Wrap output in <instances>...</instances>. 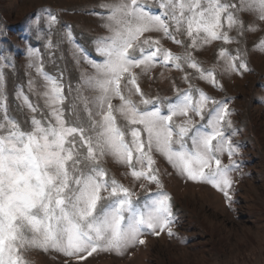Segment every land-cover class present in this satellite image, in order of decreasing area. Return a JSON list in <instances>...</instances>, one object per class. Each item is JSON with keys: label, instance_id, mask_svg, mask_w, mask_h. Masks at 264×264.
Masks as SVG:
<instances>
[{"label": "snow or ice", "instance_id": "obj_1", "mask_svg": "<svg viewBox=\"0 0 264 264\" xmlns=\"http://www.w3.org/2000/svg\"><path fill=\"white\" fill-rule=\"evenodd\" d=\"M102 7L108 10L104 27L110 35L96 41L102 61L88 60L94 71L83 86L92 95L79 97L86 121L65 117L63 87L42 68L37 71L45 82L47 121L33 116L22 127L8 115L0 92V264H29L25 253L30 250L76 259L97 251L123 254L143 245L147 231L173 235L171 197L157 191L142 202L134 200L133 191L102 166L105 157L127 166L135 180L162 189L153 167V153H159L179 174L210 184L231 200L229 173L238 167L231 158L238 149L225 136V125L231 127L227 104L197 89L198 97L178 91L166 106H157L145 97L134 69L146 74L157 63L176 69L186 64L216 85V69L202 68L188 48L213 40L231 43L229 31L244 29L240 13L264 21V0H159L158 13L141 0H116ZM48 18L50 25L57 22L50 12ZM153 32L184 46V53L174 54L159 39L145 36ZM179 35L191 43L185 45ZM258 47L264 49V40ZM219 55L225 71L248 70L239 54L221 49ZM2 82L0 73V86ZM23 100L32 113L38 112L27 96ZM193 116L203 123L197 125ZM225 152L230 166H222L219 158Z\"/></svg>", "mask_w": 264, "mask_h": 264}, {"label": "rangeland", "instance_id": "obj_2", "mask_svg": "<svg viewBox=\"0 0 264 264\" xmlns=\"http://www.w3.org/2000/svg\"><path fill=\"white\" fill-rule=\"evenodd\" d=\"M114 2L116 0H0V73L3 75L0 92L6 98L3 103L7 105L8 115L22 127L27 128L33 116L45 121L49 118L43 96L45 82L37 68H42L62 85L65 117L87 120L79 97L92 95L83 86L84 79L94 71L88 60L101 62L103 59L96 51V41L110 33L104 27L108 10L102 5ZM141 3L154 13L162 11L159 0H141ZM49 12L57 17L55 24L50 25ZM239 16L244 29L242 33L237 28L229 31L233 38L231 43L213 40L207 44L198 42L195 49L188 48L202 68L216 69V85L200 78L199 73L186 64L176 69L157 63L146 74L134 69L139 74L138 82L145 97L155 101L157 106H166L178 91H192L198 97L197 89L227 104L231 127L225 125V136L238 149L231 158L238 165L229 173L233 181L228 189L231 200L210 184L179 174L159 153H153V167L163 184L162 189L146 180H135L127 166L105 157L102 166L110 177L133 191L134 200L142 202L157 191L171 197L173 235L164 231L157 236L147 231L142 236L143 245L137 244L123 254L97 251L86 259L56 251L30 250L25 253L29 264H264V49L258 47L264 40V21L248 13ZM145 36L159 39L161 47L174 54L185 51L184 46L165 38L162 33H146ZM177 38L185 45L191 43L186 35ZM221 49L233 56L239 54L248 70L225 71V60L219 55ZM33 50L38 55H30ZM23 96L38 107V112L28 109ZM134 99L138 101L139 97ZM174 119L178 123L183 120ZM193 120L197 125L203 123L199 117L193 116ZM219 158L222 166L231 165L226 152Z\"/></svg>", "mask_w": 264, "mask_h": 264}]
</instances>
